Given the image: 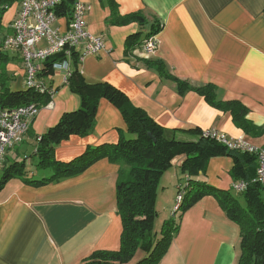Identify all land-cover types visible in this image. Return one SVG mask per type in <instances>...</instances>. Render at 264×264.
Instances as JSON below:
<instances>
[{"label":"crops","instance_id":"crops-1","mask_svg":"<svg viewBox=\"0 0 264 264\" xmlns=\"http://www.w3.org/2000/svg\"><path fill=\"white\" fill-rule=\"evenodd\" d=\"M20 1L12 3L0 19V46L11 33ZM76 1L87 5V31L104 40V49L98 54L79 58L77 67L88 83L104 81L120 89L132 105L161 125L167 136L195 140L198 131L215 129L231 139L242 137L250 145L264 146V133L245 134L233 123L229 112L211 106L193 90L179 94L172 80L161 77L146 63L160 59L167 71L192 85H214L218 99L241 102L249 110L247 117L261 125L264 0H115L120 15L144 14L147 23L143 27L136 22L107 23L110 8L106 3L73 0L72 5ZM153 23L161 25L155 35L154 52L143 56L137 49H127V37L140 31L137 39L141 41ZM55 26L65 31L67 18L57 16ZM75 50L80 54L79 48ZM1 51V91L25 90L20 54L2 48ZM66 61L73 69V58ZM41 76L53 88V96L40 106L25 139L6 150L1 173L12 162L23 161L26 176H37L38 169H43L31 158L38 160L37 136L54 126L63 113L80 106L79 95L66 84L62 71ZM121 134L128 136L120 110L101 99L90 134L71 135L61 141L54 148V158L68 161L80 155L87 145L116 143ZM182 160L183 156L175 158L160 178L156 230L173 212L177 189L185 179ZM233 164L230 156L212 157L205 172H199L195 179L217 189L232 190L236 180L231 174ZM256 165L254 159L245 177H253ZM117 171L116 164L103 158L80 174L55 183L37 186L20 178L7 180L0 190V264H82L95 251L117 250L122 230L116 207ZM164 193L170 196L163 198ZM239 242L238 225L227 218L213 196L205 195L182 214L178 232L158 264H237ZM137 259L123 264H133Z\"/></svg>","mask_w":264,"mask_h":264},{"label":"trees","instance_id":"trees-1","mask_svg":"<svg viewBox=\"0 0 264 264\" xmlns=\"http://www.w3.org/2000/svg\"><path fill=\"white\" fill-rule=\"evenodd\" d=\"M15 1L18 0H0V19ZM99 1L106 3L110 8L107 23L123 25L136 22L141 27L147 23L146 16L141 12L120 15L115 0ZM72 2L73 0H61L55 7L56 15L65 16L69 21ZM150 26V30L143 38L156 35L161 28L160 24L155 23ZM140 34L139 31L127 37V40L130 38V42L127 43L130 46L127 49H133L140 44L142 40L137 39ZM1 48L4 49L2 45L0 53ZM75 49L70 53L74 60V68L70 69L65 82L79 95L80 106L74 111L63 113L54 126L37 136L36 166L50 169L51 174L42 178L27 177L25 163L14 161L2 168L0 190L7 180L14 177L37 186L55 183L76 176L97 160L105 158L118 166L115 195L117 213L122 224L120 245L117 250L95 251L82 264H123L135 258L138 259L133 264H158L178 232L182 214L205 195L213 196L227 218L239 227L237 264H264V187L254 180L256 168L252 178L245 177L246 169L256 159L255 155L240 148L228 149L210 138L198 136L195 140H183L167 136L165 129L143 109L132 105L120 89L104 81L88 83L77 67L80 54ZM62 58L64 51L46 60L45 67L38 72V76L42 78V74L53 72L51 63ZM146 63L161 77L172 80L179 94L193 90L211 106L229 112L233 123L245 134L254 136L264 133V122L261 125L254 124L247 117L248 108L241 102L218 99L214 85H192L167 71L160 59L146 60ZM50 99L47 93L40 94L28 88L11 93L2 92L0 89V103L8 107L34 103L40 108ZM101 99H106L118 107L125 121L128 136L121 134L116 143L87 145L80 155L68 161L55 159L53 151L61 141L71 135L84 137L90 134L95 125V115ZM221 155L233 159L231 174L235 177V182L237 179L246 182L242 192L217 189L195 179L199 172H205L210 158ZM179 156H183L180 166L181 171L185 173V179L177 189L173 207L178 194H182V199L178 208L176 210L172 208L171 216L164 219L156 230L158 184L173 160Z\"/></svg>","mask_w":264,"mask_h":264},{"label":"built area","instance_id":"built-area-1","mask_svg":"<svg viewBox=\"0 0 264 264\" xmlns=\"http://www.w3.org/2000/svg\"><path fill=\"white\" fill-rule=\"evenodd\" d=\"M61 0H21L16 19L11 24V33L6 35L2 46L20 54L25 71V87L37 93H47L53 96V88H48L45 81L38 76L45 61L57 53L64 51V58L51 63L53 72L62 71L65 81L70 74V66L66 61L72 49L79 48L80 57L87 54H98L104 49L101 36L91 35L86 28L85 16L87 5L81 1L74 2L71 18L65 31H60L55 23L57 15L55 7ZM143 56H150L156 48L155 35L144 42ZM44 64V66H43ZM34 103L4 108L0 105V164L6 150L20 144L26 137L29 126L39 112ZM202 137L210 138L225 145L228 149H244L253 153L257 160L254 180L264 187V146L250 145L241 137L231 139L215 129H205ZM236 192H242L246 187L243 180L233 183ZM182 194H178L173 210L178 208Z\"/></svg>","mask_w":264,"mask_h":264},{"label":"rangeland","instance_id":"rangeland-1","mask_svg":"<svg viewBox=\"0 0 264 264\" xmlns=\"http://www.w3.org/2000/svg\"><path fill=\"white\" fill-rule=\"evenodd\" d=\"M91 34V33H90ZM92 35V34H91ZM152 35H154V34H152ZM151 36V35H150ZM149 36V37H150ZM147 38L148 37H145V38H143L142 39V41L140 42V44L139 45H137V46H135L132 50H138V51H143V47H144V42L147 40ZM203 130H205V129H203ZM203 130H201V131H199V136L200 137H202V131ZM223 134H225V133H223ZM226 135V134H225ZM227 136V135H226ZM228 137V136H227ZM242 138V137H241ZM242 140H243V138H242ZM215 141V140H214ZM15 147V146H14ZM13 148V147H12ZM31 158H33V163H35L36 164V158L34 157V156H32ZM3 160H4V158H3ZM31 163V162H30ZM27 166V168L29 169V164H27L26 165ZM51 174V171H50V169H47V168H43V169H38V175L37 176H35V178H41V177H45V176H48V175H50ZM0 176H1V172H0ZM231 189H232V191L234 192V193H237L234 189V186L232 185V187H231ZM164 195H167V197H169L170 195H168V194H163V198H164ZM174 202H175V200H174ZM178 205H180V202H179V204ZM160 217H161V211H160Z\"/></svg>","mask_w":264,"mask_h":264}]
</instances>
